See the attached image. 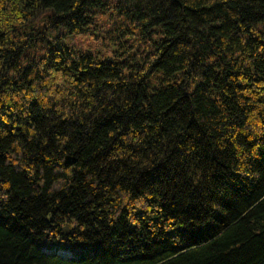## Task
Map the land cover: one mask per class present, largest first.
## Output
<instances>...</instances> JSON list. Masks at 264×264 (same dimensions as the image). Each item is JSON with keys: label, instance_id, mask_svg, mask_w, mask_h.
I'll list each match as a JSON object with an SVG mask.
<instances>
[{"label": "trees", "instance_id": "1", "mask_svg": "<svg viewBox=\"0 0 264 264\" xmlns=\"http://www.w3.org/2000/svg\"><path fill=\"white\" fill-rule=\"evenodd\" d=\"M0 264H264V0H0Z\"/></svg>", "mask_w": 264, "mask_h": 264}, {"label": "rangeland", "instance_id": "2", "mask_svg": "<svg viewBox=\"0 0 264 264\" xmlns=\"http://www.w3.org/2000/svg\"><path fill=\"white\" fill-rule=\"evenodd\" d=\"M70 39V42H73L76 45L81 46L82 48H89L91 50L99 49L103 47L106 49L107 47L103 44H97L95 43L90 37L84 36V35H75L72 39Z\"/></svg>", "mask_w": 264, "mask_h": 264}]
</instances>
